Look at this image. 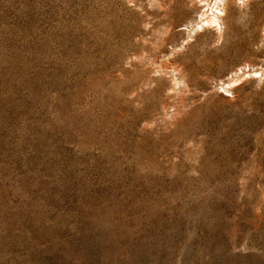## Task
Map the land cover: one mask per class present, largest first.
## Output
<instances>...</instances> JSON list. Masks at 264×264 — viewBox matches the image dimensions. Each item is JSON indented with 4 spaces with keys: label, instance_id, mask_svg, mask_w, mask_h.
Returning a JSON list of instances; mask_svg holds the SVG:
<instances>
[{
    "label": "rangeland",
    "instance_id": "rangeland-1",
    "mask_svg": "<svg viewBox=\"0 0 264 264\" xmlns=\"http://www.w3.org/2000/svg\"><path fill=\"white\" fill-rule=\"evenodd\" d=\"M215 1L0 0V264H264V0Z\"/></svg>",
    "mask_w": 264,
    "mask_h": 264
},
{
    "label": "bare ground",
    "instance_id": "bare-ground-1",
    "mask_svg": "<svg viewBox=\"0 0 264 264\" xmlns=\"http://www.w3.org/2000/svg\"><path fill=\"white\" fill-rule=\"evenodd\" d=\"M221 1H223V0H218V1H215L214 2V4L213 5H215V10L214 11H212V8H211V13H212V15L210 16V15H206L205 16V23H210V24H218V20H219V18H220V16L219 15H221L222 14V10H221V8H219V6H218V4L221 2ZM205 14V13H204ZM207 14V13H206ZM202 25H203V23L200 25L201 27H202ZM256 74V73H255Z\"/></svg>",
    "mask_w": 264,
    "mask_h": 264
},
{
    "label": "built area",
    "instance_id": "built-area-1",
    "mask_svg": "<svg viewBox=\"0 0 264 264\" xmlns=\"http://www.w3.org/2000/svg\"><path fill=\"white\" fill-rule=\"evenodd\" d=\"M219 27V25H217Z\"/></svg>",
    "mask_w": 264,
    "mask_h": 264
}]
</instances>
